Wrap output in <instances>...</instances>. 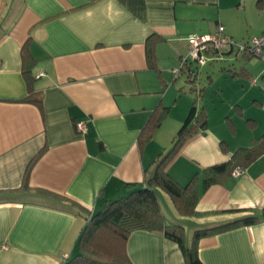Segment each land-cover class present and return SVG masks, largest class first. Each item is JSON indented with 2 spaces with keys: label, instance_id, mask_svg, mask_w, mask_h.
I'll use <instances>...</instances> for the list:
<instances>
[{
  "label": "crops",
  "instance_id": "1",
  "mask_svg": "<svg viewBox=\"0 0 264 264\" xmlns=\"http://www.w3.org/2000/svg\"><path fill=\"white\" fill-rule=\"evenodd\" d=\"M219 26L236 40L264 34V0H0V264H71L85 252V218L142 187L170 149L195 100L170 69L189 37ZM215 69L200 68L204 127L165 166L200 214H180L156 189L187 246L195 229L264 209V153L205 185L207 168L264 135V62ZM196 251L203 264H264V221L203 236ZM125 252L131 264H187L161 231H133Z\"/></svg>",
  "mask_w": 264,
  "mask_h": 264
},
{
  "label": "trees",
  "instance_id": "2",
  "mask_svg": "<svg viewBox=\"0 0 264 264\" xmlns=\"http://www.w3.org/2000/svg\"><path fill=\"white\" fill-rule=\"evenodd\" d=\"M260 37H264V34ZM228 38L233 40L235 45H231L228 50L211 47L208 53L210 63H223L231 55H233V58L239 56L245 58L258 57L264 60V47H261L259 51L253 49L252 39L254 38L245 40H236L230 36ZM151 40L150 37L148 40L149 57L152 55ZM236 43L244 44L245 48L239 49ZM26 60L30 61V58L24 54L23 61ZM179 65L181 66V71L180 73H175V77L181 73L186 75V80L191 84L195 100L183 124L176 132L170 149L156 162L154 170L145 177L142 187L112 201L102 210L93 212L85 218V224L79 238L80 246L85 252L76 255L70 261L71 264H131L125 252V243L129 235L135 230L161 231L167 238L179 246L187 264H203L197 256L196 243L198 239L238 226H249L264 221V209H262L259 216L247 214L226 222L195 229L193 243L191 246H187L185 244L183 226L177 222H167L162 214L156 193L157 188L163 189L170 196L176 210L180 214H200L196 209L197 197L189 184L180 187L165 171V166L169 159L179 150L196 125L199 124V127H204L206 122L205 112L203 109L198 110L196 106V100L203 93V88L198 86L200 68L205 66L206 62L203 65H199L195 61L187 59L184 63L181 60ZM29 68L28 65L24 69L23 74L26 83L30 87L31 76ZM221 69L226 70L227 68L222 67ZM162 116H164V113H162ZM254 141L252 147L236 151L232 159L207 168L205 185L216 175L232 169L234 170L237 166L243 169L244 165L249 164L261 153H264V135L256 138ZM241 152L243 153L242 156ZM235 164L236 166H234ZM79 242L78 245L80 244Z\"/></svg>",
  "mask_w": 264,
  "mask_h": 264
},
{
  "label": "built area",
  "instance_id": "3",
  "mask_svg": "<svg viewBox=\"0 0 264 264\" xmlns=\"http://www.w3.org/2000/svg\"><path fill=\"white\" fill-rule=\"evenodd\" d=\"M253 49L259 51L261 47H264V37H258L252 39ZM188 44L190 47L188 57L190 60L195 61L199 65L205 64V55H208L210 48L214 47L220 50H228L231 45H235L234 41L229 39L228 36L224 33L223 27L219 26L213 34L206 35H193L188 38ZM236 46L239 49H244V44L236 43ZM187 57L182 58V62L187 61ZM175 73H180L181 66L174 68ZM77 128L86 131L85 125L78 123ZM240 169L234 171L235 174L240 173Z\"/></svg>",
  "mask_w": 264,
  "mask_h": 264
},
{
  "label": "rangeland",
  "instance_id": "4",
  "mask_svg": "<svg viewBox=\"0 0 264 264\" xmlns=\"http://www.w3.org/2000/svg\"><path fill=\"white\" fill-rule=\"evenodd\" d=\"M247 9H250V8H247ZM244 33V32H243ZM261 36V32H259V34H257V36H254V37H256V38H258V37H260ZM253 37H251V38H249V39H252ZM189 50H190V47H189V45H188V48H187V51H186V53L183 55V57H187L189 60H190V57H188V54H189ZM230 58H233V55H231L230 56ZM210 56L209 55H205V60H206V65L205 66H203V68L204 69H210L211 71H212V69L214 70V68H216V69H218L219 68V66L221 65V63L220 62H216L215 63V65H210L211 63H210ZM254 59L255 60H258V61H262V62H264V60H262L261 58H258V57H254ZM195 65V64H194ZM176 67H178V64H176V66L175 67H172L171 69H170V71H171V73H172V77H175V72L173 71L174 70V68H176ZM202 69V68H201ZM215 69V70H216ZM219 72V71H218ZM182 74V73H181ZM180 74V75H181ZM181 78H182V76H181Z\"/></svg>",
  "mask_w": 264,
  "mask_h": 264
}]
</instances>
